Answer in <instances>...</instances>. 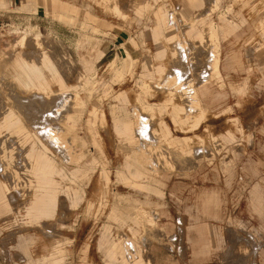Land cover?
<instances>
[{
	"label": "rangeland",
	"instance_id": "rangeland-1",
	"mask_svg": "<svg viewBox=\"0 0 264 264\" xmlns=\"http://www.w3.org/2000/svg\"><path fill=\"white\" fill-rule=\"evenodd\" d=\"M195 1L0 0V264H153L169 183L239 169L264 118V23L220 20L248 0ZM174 11L195 24L169 23ZM208 24L205 46L174 48ZM38 187L53 192L35 216ZM225 225L263 242L237 215Z\"/></svg>",
	"mask_w": 264,
	"mask_h": 264
},
{
	"label": "crops",
	"instance_id": "crops-1",
	"mask_svg": "<svg viewBox=\"0 0 264 264\" xmlns=\"http://www.w3.org/2000/svg\"><path fill=\"white\" fill-rule=\"evenodd\" d=\"M208 1L211 2L212 11L218 8L220 0ZM188 3L194 7L199 6L198 1L195 0H188ZM111 7L112 10L116 9L117 13L120 12L117 3L113 2ZM252 11L260 16V23H264V5L258 7L250 0L246 1L240 10L230 6L221 15L220 20L222 22L229 20L234 26L238 15L251 14ZM181 14L178 17L174 11L168 15V22L178 25L185 24V26L195 24L196 18L188 24ZM222 16L229 18L222 19ZM211 25L213 24H208L201 30L194 28L193 30L196 31H186L184 29L180 33H175L173 36L174 48L180 41H192L194 38L197 39L198 46H205L200 43L198 37H201ZM216 30L210 28L208 33L210 36H215ZM232 30L234 29H230L224 36ZM177 57H179L178 54ZM215 99L221 100L219 96ZM214 104L222 103L215 101ZM257 129L252 148L248 150L239 169H236L231 175L224 176L219 170L202 168L192 173L188 178L169 183V195L172 197L168 202L169 211L166 212L162 221L164 235H168L169 241L166 242V245L152 247L153 264H264V118ZM82 155L83 160L84 154ZM80 164L81 161L76 162L78 173L83 172ZM43 165L44 162L41 161L36 163L37 168ZM143 178L141 174L132 176L130 183L132 186H142ZM255 187H259L263 198L260 209H257V205H254L252 201V191ZM37 190L38 194L31 201L28 210L33 215L40 216L42 215L40 210L50 205L49 199L53 190L44 187H38ZM237 192H244V198L239 203H237L239 196ZM250 192L251 197H249ZM254 195L257 197L256 192ZM179 207L182 210L181 216L177 213ZM257 210L260 211V214L256 213ZM47 215L49 214L46 213L45 216ZM236 215L247 223L257 224L262 229L263 236L260 239L263 242L260 246L254 247L255 244L252 240L254 233L250 231L238 232L231 229L232 227L229 230L226 229L225 224L229 219H235ZM182 225L183 234L180 231ZM213 227L216 230H213ZM218 228L221 229L219 232ZM240 243L246 244L245 249L238 247Z\"/></svg>",
	"mask_w": 264,
	"mask_h": 264
},
{
	"label": "bare ground",
	"instance_id": "bare-ground-1",
	"mask_svg": "<svg viewBox=\"0 0 264 264\" xmlns=\"http://www.w3.org/2000/svg\"><path fill=\"white\" fill-rule=\"evenodd\" d=\"M210 36V35H209ZM19 38V37H18ZM37 38H39V37H37ZM21 39V38H20ZM26 39H27V37L26 38H23L21 41H20V44L21 45H24L25 44V42H26ZM208 39V38H207ZM206 42V41H205ZM208 42V41H207ZM20 45V46H21ZM26 45V44H25ZM1 54V53H0ZM6 56V55H5ZM13 56V55H12ZM30 60V59H29ZM58 78V77H57ZM56 82V81H55ZM54 82V83H55ZM59 82V81H58ZM188 85V84H187ZM36 107V106H35ZM141 112V111H140ZM138 115V114H137ZM34 116V115H33ZM141 116V115H140ZM41 117V116H40ZM137 119V118H136ZM43 120H46V118H43ZM140 121V120H139ZM143 121V120H142Z\"/></svg>",
	"mask_w": 264,
	"mask_h": 264
}]
</instances>
